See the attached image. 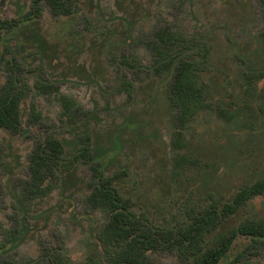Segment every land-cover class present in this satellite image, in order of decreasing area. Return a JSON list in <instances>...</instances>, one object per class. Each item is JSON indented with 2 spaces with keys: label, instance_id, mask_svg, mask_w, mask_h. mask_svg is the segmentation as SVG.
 Instances as JSON below:
<instances>
[{
  "label": "rangeland",
  "instance_id": "obj_1",
  "mask_svg": "<svg viewBox=\"0 0 264 264\" xmlns=\"http://www.w3.org/2000/svg\"><path fill=\"white\" fill-rule=\"evenodd\" d=\"M30 0H0V19H20L0 36L4 61L57 90L32 88L20 104V131L0 129V264L37 260L59 250L72 262L108 264L98 235L106 213L87 201L91 170L74 160L77 135L90 136L92 160L114 178L131 210L151 230L187 226L209 202H229L241 187L264 179V27L260 0H76L68 14L22 18ZM169 27L198 48L205 102L183 128L184 146L170 143L175 110L167 100L168 72L157 76L146 42ZM201 53V54H200ZM122 80L132 83L130 92ZM75 99L77 115L63 112L59 95ZM43 124L29 118V104ZM53 135L69 170H56L44 194L26 198L29 156ZM184 156L181 164L176 159ZM264 220V194L255 195L207 235L248 220ZM114 245L111 246V250ZM151 264H190L178 250L145 251ZM217 264H264V237L238 234Z\"/></svg>",
  "mask_w": 264,
  "mask_h": 264
},
{
  "label": "trees",
  "instance_id": "obj_2",
  "mask_svg": "<svg viewBox=\"0 0 264 264\" xmlns=\"http://www.w3.org/2000/svg\"><path fill=\"white\" fill-rule=\"evenodd\" d=\"M47 4L51 14H68L74 10L76 0H30V6L23 13L22 18L31 19L40 13V2ZM263 27H264V0ZM20 19H0V36L4 31L12 33L20 26ZM264 35V32H263ZM191 39H187L177 30L163 27L155 30L153 38L146 42L147 48L153 55L154 75L160 76L165 72L170 75L167 86V100L174 108V126L172 140L174 149L184 146L183 128L191 118L207 106L205 102L206 85L202 80V60L195 57L198 48H194ZM194 49V56L184 55L188 49ZM201 54V53H200ZM4 61L6 77L0 87V129L11 134L20 131V104L32 88L45 93L57 90L53 83L35 81L31 86L22 76V67L15 62ZM121 85L127 92L131 91L132 83L122 80ZM59 103L66 114H78L75 99L66 95H59ZM29 118L36 123L46 124L33 103L29 104ZM90 136L87 131L77 135L76 153L74 160H81L88 164L91 177L87 182L89 193L88 203L106 213V221L98 235L108 264H151L144 260L145 251L167 249L186 253L191 258L190 264H217L219 259L228 251L231 241L238 234L249 235L252 238L264 237V220H248L240 223L229 232H220L215 240L207 245V235L217 225L232 215L241 205L255 195L264 194V179L256 180L250 185L239 188L229 202L220 205L209 202L200 211L189 214L190 222L187 226L169 228L164 231L151 230L142 223L135 212L131 210L130 199L124 197L114 185V178L106 176L99 165L92 160L89 150ZM63 146L53 135H46L39 140L30 156V180L23 186L26 198L44 194L49 188L47 182L54 176L56 170H69L73 161H63ZM184 156L176 159L181 164ZM114 248L111 250V246ZM20 264H101L98 261L72 262L68 256L59 250L47 251L37 260Z\"/></svg>",
  "mask_w": 264,
  "mask_h": 264
}]
</instances>
